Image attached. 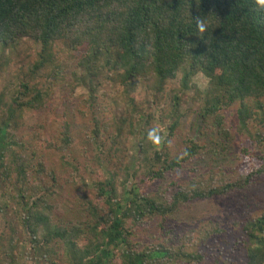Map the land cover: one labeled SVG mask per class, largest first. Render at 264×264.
Here are the masks:
<instances>
[{
    "label": "trees",
    "instance_id": "16d2710c",
    "mask_svg": "<svg viewBox=\"0 0 264 264\" xmlns=\"http://www.w3.org/2000/svg\"><path fill=\"white\" fill-rule=\"evenodd\" d=\"M0 53L1 72L13 62L19 68L0 92V264H202L208 246L220 252L215 264H264V211L193 221L178 237L168 225L182 206L226 198L264 178L258 0H0ZM199 72L209 79L204 88ZM57 84L72 95L87 89L79 107L80 116L90 113L86 165L71 156L77 135L66 110L46 144L77 184L74 205L44 153L16 133L27 114L60 108L52 101ZM233 107L236 122L228 123ZM189 113L192 134L174 153ZM153 129L159 144L149 139ZM210 130L212 149L201 141ZM131 142L138 144L134 164L126 159ZM235 143L236 166L201 170L199 158ZM94 168L102 170L94 175ZM71 212L82 218L66 217Z\"/></svg>",
    "mask_w": 264,
    "mask_h": 264
},
{
    "label": "rangeland",
    "instance_id": "374dc122",
    "mask_svg": "<svg viewBox=\"0 0 264 264\" xmlns=\"http://www.w3.org/2000/svg\"><path fill=\"white\" fill-rule=\"evenodd\" d=\"M4 58V54L0 53V65L2 64ZM12 66H14V68L12 67L10 69L11 72L0 71V92L2 91L3 86L6 82V77H10L9 74L14 73L16 70H19V68L16 69L14 62L12 63ZM195 81L199 87L204 88L209 79L202 72H199L196 74ZM110 91L111 89L108 85L104 86V88L101 90L106 101L111 96ZM133 91L136 90L133 89ZM70 92L71 91L68 85L57 84L54 88V96L52 98V101L55 100V104L56 102H61V106L57 110L59 113L52 109L51 111H42L38 113L34 112L27 114L25 123L16 130V133L22 140H25L26 142L28 141V143H30V145L28 144L29 146L34 145L39 149L40 152L44 153L49 166L54 167L58 172L60 183L63 185L64 197L68 198V201L72 202L71 205H74L76 200V197L74 196V188H77V184L72 185L68 183V172L67 169L62 166V160L59 157V152H56V150H54L53 148L51 149L50 147L46 146V144L48 143L47 141H51L54 138H57L56 134L58 132V128L63 124L62 112L66 110L68 113V120L70 121L71 127L73 129V133L77 135L71 156L77 157L79 159V162H82V166H85L88 162V159L84 157L83 154L84 151H86L87 146L85 138L86 132L89 128L88 125H90V113H88L87 116L82 117L80 116L81 113L79 111V107L85 105L82 103L85 101L84 97L87 95V89L83 86H80L75 89L73 95ZM186 104L187 102H185V105ZM116 111H121V107L116 108ZM52 112H54V114H52ZM226 115V120L228 123L236 122L237 113L235 107L227 111ZM194 119L195 116L192 115V113H189L186 119L184 118V124L182 125V128L179 129L176 138L172 142L174 153L181 152L180 149L181 147H183L184 138L188 136L190 131V124ZM38 123H41V125H45L44 131L37 126ZM214 138V133L212 130H210L209 133L205 132L201 136V141L203 143H206L209 148L212 149L213 146H215V142L213 140ZM126 146V159L127 161L134 164L135 162H137L136 154L138 151V144L137 142H131L129 144H126ZM240 147L241 146H239L238 143H235L234 146L226 150V152L219 149L220 154H215V156H213V152H209L203 158H199V166L201 170H207L208 167L218 168L220 166H236L240 161ZM92 165L93 164H91L90 166ZM112 166V163H110L109 168L111 169ZM101 170L102 169L100 168H94V175L95 173L98 175ZM187 176L188 174L182 175V177L185 178ZM88 187L90 188L91 185L89 184ZM149 188L154 187L149 186ZM120 191H122L123 193L124 190L122 187L120 188ZM262 211H264V178H260L257 183L253 185L249 190L237 191L226 198L213 199L211 201H198L182 206L174 215V217L169 220L168 225L174 227L176 236L178 237L184 232V228L192 224L193 221L199 222L204 219L219 217L226 222H230L244 219L245 217H247V215L252 216ZM66 217H71V219L73 220H75L76 218H82L79 212H76V214L71 212V215L69 213H66ZM150 226L153 231H156V220L151 222ZM142 235V238L147 239L146 232H142ZM231 236L232 235H230L229 238ZM229 247L230 245L225 244L224 246H222V251H229ZM207 250H210V255H208V257L202 262V264H215V260L217 259L216 257L220 252L215 247L211 248L210 246L203 249V251Z\"/></svg>",
    "mask_w": 264,
    "mask_h": 264
},
{
    "label": "clouds",
    "instance_id": "9594fccd",
    "mask_svg": "<svg viewBox=\"0 0 264 264\" xmlns=\"http://www.w3.org/2000/svg\"><path fill=\"white\" fill-rule=\"evenodd\" d=\"M261 6H264V0H258ZM198 28L201 33L205 31V24L202 21H198ZM149 139L154 141L156 144L160 143V137L157 135V131L153 129L149 132Z\"/></svg>",
    "mask_w": 264,
    "mask_h": 264
}]
</instances>
